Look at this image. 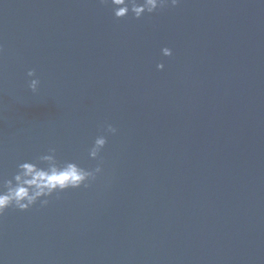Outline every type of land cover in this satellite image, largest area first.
<instances>
[{
  "label": "water",
  "instance_id": "95a60500",
  "mask_svg": "<svg viewBox=\"0 0 264 264\" xmlns=\"http://www.w3.org/2000/svg\"><path fill=\"white\" fill-rule=\"evenodd\" d=\"M49 149L102 173L6 210L0 264H264V0H0V177Z\"/></svg>",
  "mask_w": 264,
  "mask_h": 264
},
{
  "label": "clouds",
  "instance_id": "9594fccd",
  "mask_svg": "<svg viewBox=\"0 0 264 264\" xmlns=\"http://www.w3.org/2000/svg\"><path fill=\"white\" fill-rule=\"evenodd\" d=\"M180 0H99L102 5L110 6L115 19H122L131 14L133 19H140L143 15H150L167 6L176 7ZM163 57H170L172 50L161 49ZM164 65L158 63L156 70H163ZM29 78L27 87L35 93L39 80L33 78L35 72L26 73ZM116 128L105 124L103 133L97 136L88 149V159L97 160L101 150L105 147L107 137L116 133ZM102 173V161L92 169L81 167L72 161L61 162L57 158L55 149H49L46 154L39 155L33 161H25L17 165L11 179L0 177V216L12 208L25 212L39 202L41 208L46 207L53 194L67 190L88 188Z\"/></svg>",
  "mask_w": 264,
  "mask_h": 264
}]
</instances>
